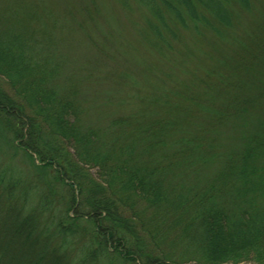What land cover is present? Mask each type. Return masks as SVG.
<instances>
[{"label":"trees","instance_id":"obj_1","mask_svg":"<svg viewBox=\"0 0 264 264\" xmlns=\"http://www.w3.org/2000/svg\"><path fill=\"white\" fill-rule=\"evenodd\" d=\"M138 1L151 15L144 38L166 60L180 35L173 27L194 36L208 34L216 39L213 44H221L261 0ZM46 2L0 3V134L13 151L29 161L37 158L40 165L34 168L63 185L65 200L58 206L50 187H23L19 178L0 171V264H175L169 262L171 254L151 257L139 233L149 234L155 244L162 235L134 218L139 205L160 209L169 204L167 170L177 160L163 155L148 165L133 151L140 142L143 153L165 146L163 138L176 125L186 126L193 114L207 117L190 131L193 135L176 142L180 160L207 165L222 159V179L218 186L207 183L197 190L190 213L183 214L192 215L185 229L194 226L196 246L188 258L198 264H264V12L244 42L234 38L238 53L227 56L222 69H209L193 81L203 91L194 93L188 86L182 94L164 92L159 103H149L158 105V112L125 119L121 127L129 143L111 149L84 125L76 102L60 98L51 87L56 72L46 56L53 52L43 49H49L57 21ZM231 58L234 63L226 64ZM226 90L223 106L212 110ZM187 103L194 110L173 118L186 111ZM231 124L244 129L237 151L216 156L207 139Z\"/></svg>","mask_w":264,"mask_h":264},{"label":"rangeland","instance_id":"obj_2","mask_svg":"<svg viewBox=\"0 0 264 264\" xmlns=\"http://www.w3.org/2000/svg\"><path fill=\"white\" fill-rule=\"evenodd\" d=\"M255 2L252 13L243 14L234 31H227L229 36L221 44H213L216 39L208 34L200 32L199 36H194L181 27H173V32L180 35L173 42L172 52L167 54L165 60L154 52L144 38L143 33L148 28L151 15L138 0H47L44 6L49 7L51 17L57 21L51 34L52 43L49 49H43L45 54H48V50L53 52V56H46L56 72L51 87L60 98L73 99L82 111L81 120L84 125L97 132L100 142L116 149L125 142L129 143L126 130L121 127L125 119L131 117L129 120L133 121L132 117L158 112L159 106L149 103H159L156 99H160L164 92L182 94L188 86H192L190 89L194 93L203 91V85L194 86L193 81L201 79L209 69L219 71L217 68H220L227 56L238 53L234 38L238 37L237 40L244 42L247 35L256 28L257 16L264 12V0ZM226 61V64L232 65L234 58ZM227 91H224L219 103H212V110L213 105L218 109L223 106ZM183 106L186 111L177 112L173 118L180 119L194 110V106L189 103ZM206 117L193 114L190 127L189 123L186 126L176 125L174 131L163 138L165 146L158 145L152 152L143 153V142L135 144L133 153L140 155V160L148 165H156L163 155L173 156L177 160L167 170L170 173V185L166 187L169 204L160 209H146L139 205L135 211L136 222L141 219L150 231L157 229L155 233L162 235L155 244L149 234L139 233L151 257L159 256L162 259L171 254V263L198 264L188 258V251L196 246L191 236L194 226L185 229L192 215L183 214H187L185 210L190 213L191 196L197 190L207 183L219 185L222 177L218 172L222 159L216 158L207 165L202 161L198 164H183L181 154L176 150V142L193 135L190 131L204 122ZM236 121L241 124V121ZM230 126V130L224 127L220 133H213L207 139L216 156L226 157L237 151L239 133L244 129L234 130L232 124ZM32 157L33 160L29 161L24 154L10 149L0 134V171L7 178H19L23 187H39L44 191L50 187L54 193V196L51 195L58 200L56 205L59 206L65 200L63 190L60 189L63 185L54 183L46 170L37 171L34 165L40 163L34 155ZM89 172L95 176L94 170ZM163 221H166L165 226H161ZM236 264L257 263L243 261Z\"/></svg>","mask_w":264,"mask_h":264}]
</instances>
